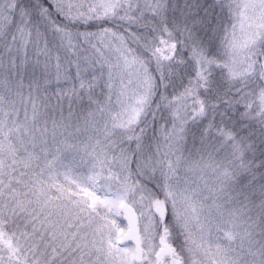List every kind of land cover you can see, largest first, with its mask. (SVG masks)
<instances>
[{"label": "snow or ice", "instance_id": "obj_1", "mask_svg": "<svg viewBox=\"0 0 264 264\" xmlns=\"http://www.w3.org/2000/svg\"><path fill=\"white\" fill-rule=\"evenodd\" d=\"M0 264H264V0H0Z\"/></svg>", "mask_w": 264, "mask_h": 264}]
</instances>
